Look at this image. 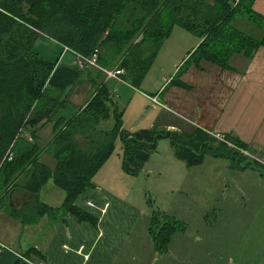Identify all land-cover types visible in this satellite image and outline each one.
Listing matches in <instances>:
<instances>
[{"label":"trees","instance_id":"16d2710c","mask_svg":"<svg viewBox=\"0 0 264 264\" xmlns=\"http://www.w3.org/2000/svg\"><path fill=\"white\" fill-rule=\"evenodd\" d=\"M253 1L239 0L233 6L230 0H0V182L14 184L25 172L29 186L39 187L51 180L65 193L61 210L94 224L74 203L91 187L93 176L112 154L116 138L122 145L121 170L129 175L141 169L159 139H168L175 156L188 166H198L204 156H211L230 161L234 170H263L229 146L249 149L230 134L218 141L198 128L190 133L124 130L123 111L104 87L72 118H58L59 128L48 143L56 161L53 170L39 163L41 150L34 142L22 149L17 141L25 128L50 122L62 104L46 93L55 62L33 49L38 37L84 57L97 49L101 68L123 69L124 80L139 89L163 42L179 27L197 36L199 43L166 88L187 89L181 78L189 68L207 62L230 70L233 56L249 60L264 49V21L252 10ZM110 117V133L97 132V124ZM30 134L35 138V131ZM9 149L13 153L10 161L5 159ZM185 228L181 221L151 215L148 233L155 251L165 253L172 236Z\"/></svg>","mask_w":264,"mask_h":264},{"label":"crops","instance_id":"0c3cea01","mask_svg":"<svg viewBox=\"0 0 264 264\" xmlns=\"http://www.w3.org/2000/svg\"><path fill=\"white\" fill-rule=\"evenodd\" d=\"M251 8L264 21V0H254ZM193 36V43L183 50L181 61L199 43V38ZM50 42L52 49L43 51L56 59L46 83V93L62 104L50 122L23 130L26 143H22V149L33 142L38 146L36 137L41 130L47 129L50 140L38 148L41 150L39 154L50 151L48 143L59 128L56 126L58 118H72L86 106L97 89L104 87L117 107L115 100L120 97L119 92L131 90L142 108L150 104L156 116L176 114L182 125L188 124L190 132L198 128L215 138L230 134L249 147L264 150V49H259L249 60L241 55L233 56L230 70L201 62L199 68H189L181 78L189 88L173 87V91L167 92L163 91V84L151 94L132 87L124 80V73L111 78L106 74L109 71L103 68L101 73L91 67L77 68L72 51ZM42 58L52 61V58ZM116 70L123 69L110 71ZM155 95L164 107L154 106L148 100V96ZM133 96L129 98L131 101ZM171 106L176 107V111ZM61 109L65 114L57 116ZM110 120L112 126L104 130L101 123ZM106 121L97 124V132L110 133L113 119L110 117ZM164 125L170 131L184 132L170 122ZM122 128L127 130L124 122ZM32 130L35 138H31ZM113 146L112 154L93 176L91 187L74 203L75 208L94 219V224L65 214L61 210L64 191L54 185L29 186V174L26 172L19 175L14 184L5 186L0 182V249L2 246L10 249L0 252V264H16L20 261L16 254L25 257L27 253L34 264H155L158 260L166 261V257H158L165 253H158L153 248L149 224L142 226L143 217L149 218L150 215L133 204L130 198L132 191L128 187H120L115 182L119 168L121 170L119 159H122V154L119 155L122 145L119 138L115 139ZM51 158L54 166L52 169L47 167L53 170L56 161L52 155Z\"/></svg>","mask_w":264,"mask_h":264},{"label":"rangeland","instance_id":"374dc122","mask_svg":"<svg viewBox=\"0 0 264 264\" xmlns=\"http://www.w3.org/2000/svg\"><path fill=\"white\" fill-rule=\"evenodd\" d=\"M193 37L175 27L170 38L163 42L139 90L152 94L163 84L165 89L182 64L183 50L193 43ZM49 48L52 49L51 42L42 37L33 45L35 51L42 52V57L52 58L54 62L56 57L43 51ZM172 88L169 86L165 90L173 91ZM119 96L115 102L123 111L125 129L133 132L149 128L168 130L164 123L170 122L190 133L188 124L182 125L176 114L156 116L150 104L142 108L131 90L121 91ZM171 108L176 111V107ZM61 110L57 116L65 114L64 109ZM101 124L105 130L112 126V120ZM49 134L47 129L39 132L38 146L50 140ZM17 139L18 143H23L24 134ZM216 139L220 141L223 136H216ZM229 146L261 165L263 170H234L230 168V161L211 156H204L198 166H188L175 156L168 139L156 141L155 150L135 175L121 172L119 168L115 182L120 187H128L132 191L133 204L150 215L143 217L142 226H150L153 214L185 224V231L174 234L165 254L158 256L160 259L166 257V261L158 260L155 264H264V150L250 146L244 151L233 144ZM37 157L39 163L53 168L50 151ZM120 162L121 158L119 165ZM115 165L114 160V168ZM46 185L54 187L51 180Z\"/></svg>","mask_w":264,"mask_h":264},{"label":"built area","instance_id":"2783aa9c","mask_svg":"<svg viewBox=\"0 0 264 264\" xmlns=\"http://www.w3.org/2000/svg\"><path fill=\"white\" fill-rule=\"evenodd\" d=\"M233 6H236L239 0H230ZM65 50H68L67 48H64ZM76 60L74 61V64L77 66V68L79 69H84V68H95L98 69L102 72H104V70L99 66L98 64V56H99V51L97 49H95L93 51V53L88 56V57H84L81 56L79 54L74 53ZM124 71L123 70H116V71H109L106 72V74L111 77V78H116L117 76H119L120 74H123ZM148 100L151 102L152 105L154 106H159V107H163L164 105L159 101L158 99V95L155 96H148L147 97ZM13 153L10 151H8V153L5 156V159H7L8 161H10L12 159ZM2 250H8L10 251V249L8 247L2 246L0 249V252ZM18 259L26 264H34L30 261V259L25 258L19 254H16Z\"/></svg>","mask_w":264,"mask_h":264}]
</instances>
